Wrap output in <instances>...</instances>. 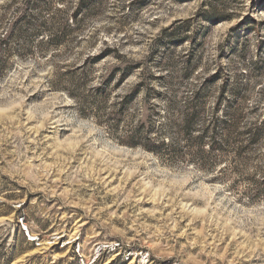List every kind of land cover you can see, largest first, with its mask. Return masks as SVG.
I'll return each instance as SVG.
<instances>
[{
	"label": "rangeland",
	"instance_id": "1",
	"mask_svg": "<svg viewBox=\"0 0 264 264\" xmlns=\"http://www.w3.org/2000/svg\"><path fill=\"white\" fill-rule=\"evenodd\" d=\"M60 1L76 0H43V20L65 11ZM25 5L0 0V32ZM72 6L41 38L25 23L0 63V264H264L257 165L228 164L218 182L125 144L148 90L163 103L156 91L222 72L246 87L250 110L264 107V0H101L83 33L64 38ZM252 21L258 36L246 34ZM127 64L136 69L123 81Z\"/></svg>",
	"mask_w": 264,
	"mask_h": 264
},
{
	"label": "trees",
	"instance_id": "2",
	"mask_svg": "<svg viewBox=\"0 0 264 264\" xmlns=\"http://www.w3.org/2000/svg\"><path fill=\"white\" fill-rule=\"evenodd\" d=\"M25 3L22 16L14 20L10 30L0 32V63L2 57L9 52L7 44L19 35L25 23L36 25V31L32 33V36L41 38L46 33L52 32L55 23L59 21L58 15L65 12L69 14L72 6L60 1V6L62 5L65 11L56 9L55 13H51L49 20H43V12L48 11L43 0H25ZM100 3L101 0H76L72 6L70 20L67 21V24L71 23V25H67L66 32L59 30L63 32V37L80 36L84 31L83 23L86 17L97 10ZM254 25H257L256 21L245 25L246 34L259 35V32L256 33L253 28ZM165 33L168 34V30H165ZM168 35L170 39L177 40L175 34ZM71 46H73L72 41L70 45L62 46L58 50L70 51ZM48 51L49 47L41 44L37 54L44 59L52 58L53 53L49 57ZM23 52H30V50L26 49ZM108 55L104 53L98 59ZM119 59L125 60L121 57ZM187 63L183 77H189L194 71L193 66ZM85 66L86 63L82 68ZM134 69H136L135 66L131 64L123 68L119 67L122 72L121 80L125 81L131 77ZM145 74L152 76L149 71ZM174 77L175 74H169L167 78L173 80ZM219 82H222L221 87L218 86ZM167 88L165 91H156L155 94L157 98H162L163 103L151 100L150 95L153 89L145 92L143 112L145 117L138 121L134 132L126 137L125 144L133 148L142 146L163 161L170 163L181 161L196 165L206 173H214V179L218 182H226L229 179L230 176L226 170L228 164L238 168L241 164L246 166L254 163L258 167L259 176L264 174L261 168L264 165V155L258 154L259 151H264V107L252 106L251 118L246 87L240 84L233 86L230 78L220 72L203 83L197 82L191 85L184 92H179V88L171 85ZM142 91V85H139L133 91V95L121 103L120 109L124 111L134 97L139 96ZM165 92L168 96H164ZM157 118L162 120L155 136V138L159 136V139H154L149 135L154 132V121ZM143 139L145 143L141 142ZM261 178L264 180V177Z\"/></svg>",
	"mask_w": 264,
	"mask_h": 264
}]
</instances>
